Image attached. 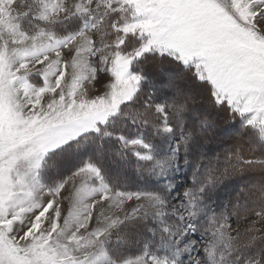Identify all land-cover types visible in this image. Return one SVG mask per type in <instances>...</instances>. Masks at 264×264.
Returning a JSON list of instances; mask_svg holds the SVG:
<instances>
[{
    "label": "snow or ice",
    "instance_id": "snow-or-ice-1",
    "mask_svg": "<svg viewBox=\"0 0 264 264\" xmlns=\"http://www.w3.org/2000/svg\"><path fill=\"white\" fill-rule=\"evenodd\" d=\"M0 264H264V0H0Z\"/></svg>",
    "mask_w": 264,
    "mask_h": 264
},
{
    "label": "trees",
    "instance_id": "trees-1",
    "mask_svg": "<svg viewBox=\"0 0 264 264\" xmlns=\"http://www.w3.org/2000/svg\"><path fill=\"white\" fill-rule=\"evenodd\" d=\"M217 119L219 129L223 133L221 141L207 146L213 149L209 155L214 163L219 157L221 167L225 166L227 163L225 156L230 155L233 149L240 150L247 158H260L259 150L250 146L248 137L242 135L243 130L240 129L238 123L234 125L232 122L227 121L223 114L218 116ZM232 162L235 163L234 160ZM184 177L187 178L186 181H191V172L188 169H185ZM259 177V172L254 170L245 169L236 172L220 186L217 196H214V200L221 206L227 205L229 202L235 203L243 191L253 188L258 183ZM129 183L130 185H136L143 182L137 181L135 176L130 173ZM240 202L243 203L244 201L240 200ZM213 207H216V203L213 204Z\"/></svg>",
    "mask_w": 264,
    "mask_h": 264
},
{
    "label": "rangeland",
    "instance_id": "rangeland-1",
    "mask_svg": "<svg viewBox=\"0 0 264 264\" xmlns=\"http://www.w3.org/2000/svg\"><path fill=\"white\" fill-rule=\"evenodd\" d=\"M68 2L70 3L71 0H68ZM187 178L184 177V172L182 174H180L179 178L176 179V183L179 184H184L185 186H188L190 184V181H186ZM180 192H183V188L180 189ZM219 200H221V198H219ZM130 204H134L135 202H129ZM66 206H67V201L65 202ZM246 223L245 221H241L239 223V225H237L236 223H233V232L232 235L235 236L236 235V229L239 228L240 231H243L244 228L246 227ZM260 225H257V227H259Z\"/></svg>",
    "mask_w": 264,
    "mask_h": 264
}]
</instances>
